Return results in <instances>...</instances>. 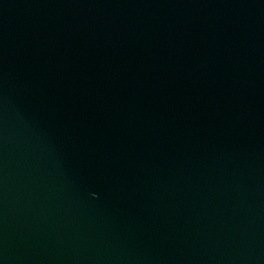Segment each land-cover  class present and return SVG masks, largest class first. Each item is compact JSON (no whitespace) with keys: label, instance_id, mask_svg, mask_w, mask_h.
Masks as SVG:
<instances>
[{"label":"water","instance_id":"obj_1","mask_svg":"<svg viewBox=\"0 0 264 264\" xmlns=\"http://www.w3.org/2000/svg\"><path fill=\"white\" fill-rule=\"evenodd\" d=\"M0 264H264V0H0Z\"/></svg>","mask_w":264,"mask_h":264}]
</instances>
